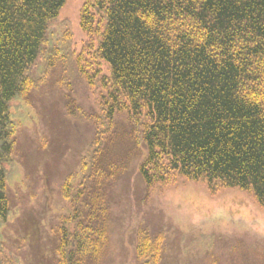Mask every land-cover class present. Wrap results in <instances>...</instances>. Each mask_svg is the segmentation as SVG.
<instances>
[{"label":"trees","instance_id":"trees-1","mask_svg":"<svg viewBox=\"0 0 264 264\" xmlns=\"http://www.w3.org/2000/svg\"><path fill=\"white\" fill-rule=\"evenodd\" d=\"M65 4L0 0V223L9 213V104L35 84L29 72ZM79 21L109 70L100 79L104 118L126 110L141 129L133 137L146 150L138 169L144 184L177 175L251 193L264 208V0H84ZM86 152L82 181L75 179L78 207L59 229L57 264H98L106 244L104 185L122 168ZM162 254L158 242L136 243L141 264H164Z\"/></svg>","mask_w":264,"mask_h":264},{"label":"rangeland","instance_id":"rangeland-1","mask_svg":"<svg viewBox=\"0 0 264 264\" xmlns=\"http://www.w3.org/2000/svg\"><path fill=\"white\" fill-rule=\"evenodd\" d=\"M83 2L66 0L29 72L35 84L9 104L14 131L4 166L9 213L0 223L2 263H58L59 229L78 207L75 179L82 181L91 147L102 163L122 168L104 185L106 244L98 264H141L135 256L141 239L158 242L164 264H264V208L251 193L177 175L151 187L141 180L146 150L133 137L136 121L126 110L112 119L101 111L100 79L109 70L94 57L96 40L80 28ZM63 48L66 55L56 53Z\"/></svg>","mask_w":264,"mask_h":264}]
</instances>
